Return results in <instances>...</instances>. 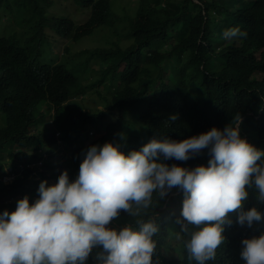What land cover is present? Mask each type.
Returning <instances> with one entry per match:
<instances>
[{"label": "trees", "instance_id": "1", "mask_svg": "<svg viewBox=\"0 0 264 264\" xmlns=\"http://www.w3.org/2000/svg\"><path fill=\"white\" fill-rule=\"evenodd\" d=\"M201 1L209 8L204 15L196 13L202 35L197 31L193 43L185 42L197 56L181 63L180 45L166 36L173 15L182 9L180 0H137L135 7H125V15L113 10L111 0H0V111L5 120L0 127V168L2 157L9 154L12 162L20 160L26 166L10 183L0 181V208L14 209L15 203L7 199L21 188L32 202L31 177H47L43 157L36 152L49 150L53 155L59 145L53 123L68 143L77 144L87 128H94L99 132L91 144L112 141L127 153L151 138L181 140L212 126L223 128L235 123L233 117L239 113V134L264 149V0ZM57 4L73 12L59 11ZM76 11H86L88 19L81 25L73 16ZM231 26L246 36L225 40L221 33ZM45 27L52 32L58 54L51 50ZM103 28L118 39L85 49L81 59L68 55L82 37L100 35ZM221 42L225 44L216 51ZM91 74L96 76L90 79ZM103 85L104 93L99 90ZM89 88L100 95L102 109L93 112L68 102ZM173 114L176 119L170 120ZM106 117L109 121L103 123ZM28 143L32 145L27 150ZM86 148L80 144L63 163L69 180ZM207 159V150L202 149L187 160L164 162L192 167ZM56 173L50 174L54 180L60 172ZM167 196L154 191L155 205L142 210L143 218L151 216L158 224L152 259L156 264H195L183 247L187 236L177 222L178 201L171 197L163 201ZM261 203L250 194L243 207L256 206L262 212L261 220L251 226L237 224L235 210L227 214L232 223L223 228L226 247L205 264H243L240 240L264 231ZM118 216L120 226L136 227L124 210ZM100 250L93 247L85 264H96Z\"/></svg>", "mask_w": 264, "mask_h": 264}, {"label": "clouds", "instance_id": "2", "mask_svg": "<svg viewBox=\"0 0 264 264\" xmlns=\"http://www.w3.org/2000/svg\"><path fill=\"white\" fill-rule=\"evenodd\" d=\"M180 1L182 9L173 15L166 36L180 45L178 61L182 63L197 56L194 48L189 49L186 43H193L197 31L201 37L202 26L200 17L196 23V13L204 15L209 8L201 0ZM45 29L51 50L58 54L51 30ZM221 35L225 40H233L246 36V32L231 26ZM92 48L83 47L76 51L77 55H72L73 47L68 55L81 59L83 51ZM84 96L85 92L78 97L74 95L68 102ZM169 119L175 120V114ZM233 119L235 123L231 121L223 128L212 126L181 140L151 138L138 150L127 153L112 141L91 144L99 131L87 128L85 136L77 142V149L80 144L87 148L82 149V159L73 179L69 180L66 170L57 172L56 180L36 176L31 203L28 194L18 197L14 191L7 199L15 203L14 209L0 208V264H85L95 246L101 249L95 253L96 264H156L152 254L156 246L153 234L158 231V224L151 216L143 218L142 210L155 205L154 191L162 197L172 187L174 192L180 189L175 196L167 192V198L178 201L177 222L180 233L187 236L183 241L187 257L195 264H205L226 247L223 228L232 223L228 213L235 210L239 225L251 226L262 218L256 206L243 207L250 194L260 206L264 202V149L239 134V113ZM4 123L0 111V127ZM53 127L58 144H65L62 150L65 155L69 151L71 159L77 149L72 152L69 146L76 144L64 140L54 123ZM31 145L28 143L26 149ZM202 149L207 150L206 164L188 167L164 162L170 158L187 160ZM1 161L4 165L0 168V181L6 184L26 167L20 160L12 162L10 155L8 161L5 157ZM3 177L10 179L5 181ZM249 188L254 190L248 193ZM120 210L134 218L136 227L130 223L120 226L117 221ZM240 245L243 264H264V231L242 238Z\"/></svg>", "mask_w": 264, "mask_h": 264}, {"label": "rangeland", "instance_id": "3", "mask_svg": "<svg viewBox=\"0 0 264 264\" xmlns=\"http://www.w3.org/2000/svg\"><path fill=\"white\" fill-rule=\"evenodd\" d=\"M136 1L137 0H111L112 3V7L113 10H116L118 13L125 15L126 13V8H130V7H135L136 5ZM61 4H57L58 7H60ZM133 9V8H132ZM131 9V10H132ZM64 10L66 12H73L72 8H70L69 6H65ZM86 11H76V15L74 13V16L77 17L75 18L77 20L78 23L83 22L85 20H87V15L85 14ZM129 21V19H128ZM102 34L98 35V34H93L92 36H85L82 37L74 46V51L72 52V55H77V50H80L83 47H95V46H99V45H110L112 40H117V36L109 29L103 28L100 31ZM225 43L221 42V44H217L216 47L217 48H221ZM216 51H218V49H216ZM167 74V72L165 73V75ZM96 76V74H91L90 79H93ZM99 90L104 93L105 91V86H99ZM79 94H76V96L78 97ZM100 96V95H99ZM97 95V93L95 91H93L92 89H85V96L83 99H74L72 101V103H77L81 106H86L87 108L96 111L99 108L103 107V101L100 99ZM113 116H116L115 114H113ZM111 116V118L113 117ZM109 121L107 119V117L105 119L102 120V122H107ZM91 139V136L88 138L87 142ZM11 146V144H10ZM65 146V144H61L59 143L56 151L53 155L49 152V150H43V152L38 151L37 153L39 155H41L42 158V165H45V168L42 167V170L44 171V175L47 177H50V174L53 172H60L62 170L63 167H65V163L66 162V158L70 157L68 153H70L69 151L66 152L67 154L65 155V152L62 150V147ZM70 148H73L72 152L75 151L78 147V145H71L69 146ZM10 155V154H9ZM63 155H65V157H63ZM5 157V156H4ZM21 158V157H20ZM9 160V156L5 157V161ZM3 167V166H2ZM7 168L9 169V164H7ZM66 168H70L68 166H66ZM22 168H20L19 170H21ZM0 178H2V174L0 172ZM3 179L5 181H8L10 178L6 179L3 177ZM32 179V184H29V186L35 185V181L36 178L35 177H31ZM48 184V182L46 183ZM24 189L21 188L18 190V197H22L24 196V193H22ZM167 192H170V196H175L177 194H179L180 189L178 188L176 192H174L173 187L171 189H169ZM166 192V193H167ZM37 197V196H36ZM165 200H169V198L164 199ZM108 226L112 227L111 224H109Z\"/></svg>", "mask_w": 264, "mask_h": 264}, {"label": "bare ground", "instance_id": "4", "mask_svg": "<svg viewBox=\"0 0 264 264\" xmlns=\"http://www.w3.org/2000/svg\"><path fill=\"white\" fill-rule=\"evenodd\" d=\"M66 6V5H65ZM65 6H62V5H60V7H58L57 5H56V9L57 10H59V11H61L62 9H64L65 8ZM65 11V10H64ZM115 12H117L116 10H114ZM66 12V11H65ZM68 13H70V12H68ZM118 13V12H117ZM118 14H120V13H118ZM74 16V15H73ZM75 17V16H74ZM75 18H77V17H75ZM86 21V20H85ZM85 21H83V22H80V23H78V25H81V24H83ZM183 42H185V41H183ZM178 46V45H177ZM216 49H220V48H216ZM168 74V73H167ZM167 74L165 75L166 77H167Z\"/></svg>", "mask_w": 264, "mask_h": 264}]
</instances>
